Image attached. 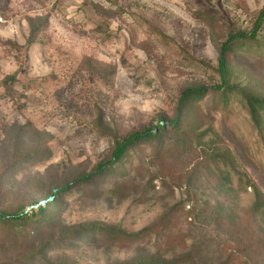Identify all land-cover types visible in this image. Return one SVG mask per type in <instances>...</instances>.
<instances>
[{"label":"rangeland","instance_id":"rangeland-1","mask_svg":"<svg viewBox=\"0 0 264 264\" xmlns=\"http://www.w3.org/2000/svg\"><path fill=\"white\" fill-rule=\"evenodd\" d=\"M263 8L264 0H0V212L45 206L56 187L108 157L105 134L154 127L172 118L183 89L219 85L220 44L249 34ZM45 15L27 47V19ZM228 61L230 82L264 98V19L256 41ZM196 107L182 124L185 146L157 155L156 144L143 145L126 178L73 186L27 226L0 223V264H143L175 253L189 264H264V210L251 211L254 187L264 203V111L259 129L237 94L210 90ZM212 153L220 160L210 162ZM97 223L145 232L132 243L80 236Z\"/></svg>","mask_w":264,"mask_h":264},{"label":"trees","instance_id":"trees-1","mask_svg":"<svg viewBox=\"0 0 264 264\" xmlns=\"http://www.w3.org/2000/svg\"><path fill=\"white\" fill-rule=\"evenodd\" d=\"M94 9H99L98 6L92 5ZM48 15L28 18V37L25 41L27 47L33 44L36 35L45 29L48 24ZM264 19V8L260 11L259 16L254 24L253 30L249 33L238 32L230 34L227 36L226 40L220 44L218 50V66L217 73L220 79V84L208 89V87L198 86V87H188L181 91L177 104L174 110V114L171 119L162 118L159 123L154 127H146L142 130H137L130 133L127 136L119 137L114 131L105 134L110 138L111 146L110 153L108 157L104 160L98 162L93 170L88 174L81 175L73 179L70 183L64 184L62 187H56L55 190L51 191L50 196L46 197L45 206H40V202H36L35 206L37 210L30 211L28 213L20 212L17 214H7L0 212V223L3 226L12 227H24L30 224L32 221L37 220V217L44 218V214L47 208L56 200L57 195L60 193L67 192L73 186H82L89 184L94 179L105 178L111 176L113 173L120 172V178H126L128 171L126 170V164L129 163L132 153L134 150L138 149L143 145L156 144L157 150L156 154L159 155L163 152V148L166 144L172 143L174 146H185L187 144L188 138L182 133V124L191 113L197 114V104L208 94L211 90V94H220L221 97L228 96L229 94L239 95L247 109L250 121L252 124L261 128L260 114L264 111V98L258 95H251L240 89L236 84H232L230 79L232 77L231 66L228 61V57L236 52L237 49L241 48L244 44L254 43L256 41V33L258 32L262 21ZM8 81H14L13 77H7L5 84ZM7 85V84H6ZM96 125L100 130H103L104 124L102 116L99 114L97 116ZM210 135L209 131H204L197 137L198 147L205 150L203 147V138ZM204 158V157H203ZM210 162L219 161L218 157L212 153L210 155ZM126 173V174H125ZM239 180L241 178L239 177ZM124 183V180L121 181ZM121 187L119 183L115 186V190ZM248 187H250L248 185ZM255 201L252 205V214H257L261 210H264V203L261 201L260 193L254 187ZM50 198H52L50 200ZM47 225H50V221L45 220ZM147 230V229H146ZM79 233L81 237H84L86 233L92 232L94 236L102 235L104 238H112L115 241L121 242H136L139 240L145 231H140L136 234H128L119 229H113L112 227L103 226L100 223L92 225L87 231H81ZM80 237V238H81ZM46 263V255H41ZM40 256V257H41ZM189 255L183 253H175L167 258H164L160 254H151L146 257V261L143 264H189Z\"/></svg>","mask_w":264,"mask_h":264},{"label":"water","instance_id":"water-1","mask_svg":"<svg viewBox=\"0 0 264 264\" xmlns=\"http://www.w3.org/2000/svg\"><path fill=\"white\" fill-rule=\"evenodd\" d=\"M52 198H50V200H51ZM42 204H44V203H42Z\"/></svg>","mask_w":264,"mask_h":264}]
</instances>
